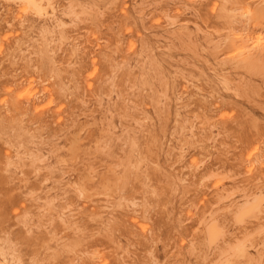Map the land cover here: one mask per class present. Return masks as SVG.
<instances>
[{"label": "rangeland", "instance_id": "obj_1", "mask_svg": "<svg viewBox=\"0 0 264 264\" xmlns=\"http://www.w3.org/2000/svg\"><path fill=\"white\" fill-rule=\"evenodd\" d=\"M35 3L0 0V264H264V0Z\"/></svg>", "mask_w": 264, "mask_h": 264}, {"label": "snow or ice", "instance_id": "obj_2", "mask_svg": "<svg viewBox=\"0 0 264 264\" xmlns=\"http://www.w3.org/2000/svg\"><path fill=\"white\" fill-rule=\"evenodd\" d=\"M26 7L30 9H39L40 6L35 3V0H26ZM261 204L264 205V200L261 201ZM247 213H242V215H246ZM238 222H239V217H238ZM210 233L213 235H218L216 232V229L213 228L210 230Z\"/></svg>", "mask_w": 264, "mask_h": 264}, {"label": "bare ground", "instance_id": "obj_3", "mask_svg": "<svg viewBox=\"0 0 264 264\" xmlns=\"http://www.w3.org/2000/svg\"><path fill=\"white\" fill-rule=\"evenodd\" d=\"M21 2H24V3H26V0H20ZM36 1V0H35ZM20 4V3H19ZM245 7V6H244ZM218 8V7H217ZM73 12V11H72ZM181 12V11H180ZM4 15V14H3ZM214 15V14H213ZM73 19H74V17H73ZM19 20V19H18ZM72 20V19H71ZM242 25V24H241ZM56 26V25H55ZM159 26V25H158ZM46 29V28H45ZM238 38H240V37H238ZM249 39V38H248ZM258 40H259V38H257ZM256 39V40H257ZM3 40V39H2ZM244 41V40H243ZM259 42V41H258ZM249 43V42H248ZM261 43H262V41H261ZM244 44H247V43H244ZM251 44H253V43H251ZM242 47L244 46V45H241ZM257 46V45H256ZM242 47H241V49H242ZM253 47V46H252ZM262 48H264V46L262 47ZM253 49V48H252ZM252 49L250 48V50L249 51H247V52H250V51H252ZM258 49V46H257V48H256V50ZM261 49V48H260ZM243 50V49H242ZM253 50H255V49H253ZM255 50V51H256ZM259 50V49H258ZM264 50V49H263ZM245 50H244V52H246ZM261 51V50H260ZM240 52H241V50H240ZM244 52H242V54L244 53ZM255 53V52H254ZM92 61V60H91ZM224 90V89H223ZM5 104V103H4ZM232 118V117H231ZM68 182V181H67ZM17 213V212H16ZM197 218V217H196ZM260 243V242H259ZM1 264H3V263H1Z\"/></svg>", "mask_w": 264, "mask_h": 264}]
</instances>
